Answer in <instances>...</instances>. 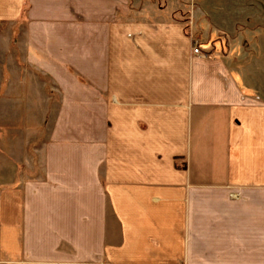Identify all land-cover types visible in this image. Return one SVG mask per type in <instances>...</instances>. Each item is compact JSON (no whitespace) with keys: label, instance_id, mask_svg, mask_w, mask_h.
Returning a JSON list of instances; mask_svg holds the SVG:
<instances>
[{"label":"crops","instance_id":"0c3cea01","mask_svg":"<svg viewBox=\"0 0 264 264\" xmlns=\"http://www.w3.org/2000/svg\"><path fill=\"white\" fill-rule=\"evenodd\" d=\"M0 264H264V0H0Z\"/></svg>","mask_w":264,"mask_h":264},{"label":"rangeland","instance_id":"374dc122","mask_svg":"<svg viewBox=\"0 0 264 264\" xmlns=\"http://www.w3.org/2000/svg\"><path fill=\"white\" fill-rule=\"evenodd\" d=\"M4 33V32H3ZM3 44H5L3 42ZM12 47H8L7 46H3L2 48V55H3V59L10 57V55H15L16 53V49L14 48V44H11ZM18 67H23V65L19 64ZM9 68H11V65L9 63H2V70H3V81H2V86L6 87L5 85L8 84V76H9ZM35 119H41L43 117V113L42 112H35Z\"/></svg>","mask_w":264,"mask_h":264},{"label":"built area","instance_id":"2783aa9c","mask_svg":"<svg viewBox=\"0 0 264 264\" xmlns=\"http://www.w3.org/2000/svg\"><path fill=\"white\" fill-rule=\"evenodd\" d=\"M193 54H195V55H197V56H201V53H200V51H199L198 48H194V49H193Z\"/></svg>","mask_w":264,"mask_h":264}]
</instances>
